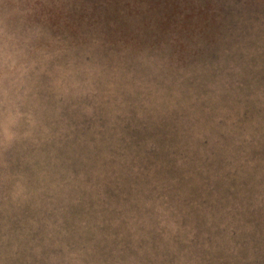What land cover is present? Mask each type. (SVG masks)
<instances>
[{"label":"clouds","instance_id":"obj_1","mask_svg":"<svg viewBox=\"0 0 264 264\" xmlns=\"http://www.w3.org/2000/svg\"><path fill=\"white\" fill-rule=\"evenodd\" d=\"M41 3L0 0V264H264L260 25L182 61Z\"/></svg>","mask_w":264,"mask_h":264},{"label":"rangeland","instance_id":"obj_2","mask_svg":"<svg viewBox=\"0 0 264 264\" xmlns=\"http://www.w3.org/2000/svg\"><path fill=\"white\" fill-rule=\"evenodd\" d=\"M67 3L68 0L54 3L63 8L40 4L41 14L47 17L54 32L62 35L73 32L80 36L94 33L104 37L109 45L112 32V41L118 46L125 42L158 46L163 40H174L168 50L182 61L189 55L186 46L196 37L213 42L217 36L239 30L236 38L243 39L256 24L264 32V0H78L79 11L73 16L72 5ZM97 4L102 10H94L88 22L81 23L80 13L96 9ZM205 49L209 51L199 50L197 55L212 56L210 49ZM157 132L166 135L163 129ZM153 134L156 133H150ZM164 160H168L167 153ZM168 163L174 165V161ZM167 171L178 175L173 167Z\"/></svg>","mask_w":264,"mask_h":264},{"label":"trees","instance_id":"obj_3","mask_svg":"<svg viewBox=\"0 0 264 264\" xmlns=\"http://www.w3.org/2000/svg\"><path fill=\"white\" fill-rule=\"evenodd\" d=\"M56 1L57 0H48V4H46V7H49V8H63V6H60V5H55L54 3H56ZM83 1V0H82ZM78 0H68V3H67V5L68 6H71L73 9H71V12H72V16L73 15H76V13H77V11H79L78 9ZM80 3V2H79ZM94 10H97V11H101L102 10V8H101V6L100 5H98L97 4V6H96V9H89V10H87L85 13H80V18H81V23H86V22H88V20L91 18V16H92V13H93V11ZM71 29H72V23H71ZM67 37H69V38H77V37H82V36H80V35H78V34H76V33H74L73 34V32H71V33H66L65 34ZM110 36H111V39H110V47H113V48H116V50L118 49V44H115V41H112V32H110ZM116 39H119V38H115V40ZM202 53H204L205 51H209V50H207V49H203V50H200ZM130 135H132V136H134L136 139H137V141H139V140H142L143 138H144V135H142L143 133H141V132H139V131H133V132H130L129 133ZM161 134V133H160ZM149 135H150V133H149ZM154 135V134H153ZM161 143H162V141H161ZM150 155H152V156H154L157 160H164V152H161V153H155V152H153V153H151ZM168 161H170V160H168ZM149 164H151L152 163V161L150 160L149 162H148ZM174 168V167H173ZM175 169V168H174ZM169 170H170V167H169ZM172 170V169H171ZM176 171V170H175ZM172 171H170V173H171ZM171 175H174V174H171ZM110 194H112L111 192H110Z\"/></svg>","mask_w":264,"mask_h":264}]
</instances>
